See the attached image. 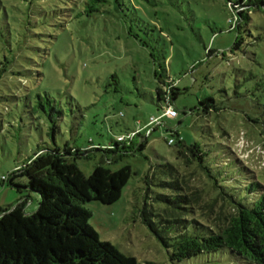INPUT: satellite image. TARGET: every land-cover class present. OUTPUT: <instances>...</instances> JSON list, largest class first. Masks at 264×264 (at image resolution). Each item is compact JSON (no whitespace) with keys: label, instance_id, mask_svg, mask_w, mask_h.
<instances>
[{"label":"rangeland","instance_id":"obj_1","mask_svg":"<svg viewBox=\"0 0 264 264\" xmlns=\"http://www.w3.org/2000/svg\"><path fill=\"white\" fill-rule=\"evenodd\" d=\"M228 1L108 0L91 12L86 0H0V207L29 196L27 212L37 209V194L3 179L40 150H90L77 160L87 177L101 164L131 169L117 203L86 204L101 241L138 264H239L226 251L173 263L140 217L146 176L165 163L183 170L179 138L199 144L224 183L236 185L244 178L225 164L231 148L264 187L263 125L247 120L264 113V8L255 7L236 28ZM238 38L243 42L234 49ZM166 69L185 91L173 102L178 117L144 128L136 144L147 139L145 149L112 163L106 149L162 114L155 71ZM209 98L217 110L204 112L200 102ZM156 184L151 196L165 193Z\"/></svg>","mask_w":264,"mask_h":264},{"label":"trees","instance_id":"obj_2","mask_svg":"<svg viewBox=\"0 0 264 264\" xmlns=\"http://www.w3.org/2000/svg\"><path fill=\"white\" fill-rule=\"evenodd\" d=\"M86 2L93 12L108 0ZM227 6L235 12L233 22L237 28L255 7L257 10L264 8V0H229ZM240 7L248 10L241 12ZM236 28L232 27L230 32ZM239 39L234 49L242 44L243 40ZM155 77L159 84V111L163 113L185 91L176 88L167 69L163 73L156 70ZM200 104L205 107L204 112L217 110L213 99L202 100ZM247 120L263 125L261 134L264 137V113L263 119L247 116ZM56 129L54 125L53 136ZM143 130L133 132L136 133L134 141L119 142L117 139L113 147L106 149L107 154L114 156L112 163L145 149L147 139L136 144V139L143 137ZM177 146L183 170L168 163L152 170L153 174L146 176L149 188L140 212L143 222L168 250L171 261L180 263L226 251L239 264H264L262 184L254 181L253 172L231 148L224 153L225 164L233 166L244 178L243 182L236 180V185L224 183L220 174L207 163L208 153L199 144L187 145L179 138ZM90 152L69 145L63 151L57 147L45 148L9 179H3L5 183L9 180V185L20 193L26 190L37 194L38 205L34 212H27L30 198L27 196L15 207H0V264H138L134 257L101 241L89 224L92 214L86 208L90 202L117 203L131 177V169L125 166L112 171L101 164L87 177L77 166V160L89 158ZM187 170H191L189 177ZM192 177L201 180L202 188L191 185ZM20 178H25L27 183L17 182ZM153 183L165 193L151 196ZM153 203H158L159 209H155Z\"/></svg>","mask_w":264,"mask_h":264},{"label":"built area","instance_id":"obj_3","mask_svg":"<svg viewBox=\"0 0 264 264\" xmlns=\"http://www.w3.org/2000/svg\"><path fill=\"white\" fill-rule=\"evenodd\" d=\"M177 117H178V112L175 110V108L173 106H169L168 108H166V110L159 117L151 118V120L149 122V126H154V125L161 126L162 125L161 120H163L164 118L176 119ZM135 135H136V133H132L131 135H129V137L127 139L124 136H121L118 138V141L119 142H125L129 139H133L135 137ZM168 143H169V145H173L174 140H170Z\"/></svg>","mask_w":264,"mask_h":264},{"label":"crops","instance_id":"obj_4","mask_svg":"<svg viewBox=\"0 0 264 264\" xmlns=\"http://www.w3.org/2000/svg\"><path fill=\"white\" fill-rule=\"evenodd\" d=\"M150 122V121H149ZM149 126V123L147 124V125H145L143 128H147ZM36 200V198H33L32 200H31V202H33V201H35ZM37 204H38V199H37Z\"/></svg>","mask_w":264,"mask_h":264}]
</instances>
